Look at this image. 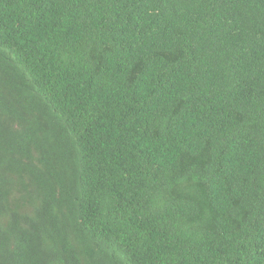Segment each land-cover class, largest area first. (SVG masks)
Here are the masks:
<instances>
[{
	"label": "trees",
	"instance_id": "trees-1",
	"mask_svg": "<svg viewBox=\"0 0 264 264\" xmlns=\"http://www.w3.org/2000/svg\"><path fill=\"white\" fill-rule=\"evenodd\" d=\"M0 264H264V0H0Z\"/></svg>",
	"mask_w": 264,
	"mask_h": 264
}]
</instances>
